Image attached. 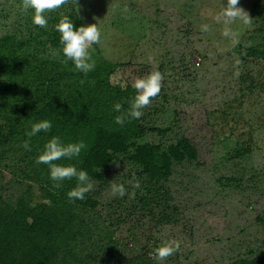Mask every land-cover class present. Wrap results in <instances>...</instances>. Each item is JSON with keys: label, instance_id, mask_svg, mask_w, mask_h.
Segmentation results:
<instances>
[{"label": "rangeland", "instance_id": "1", "mask_svg": "<svg viewBox=\"0 0 264 264\" xmlns=\"http://www.w3.org/2000/svg\"><path fill=\"white\" fill-rule=\"evenodd\" d=\"M72 1L86 24L100 29L103 56L121 64L110 76L112 83H126L134 95L135 79L162 73L161 92L142 110V121L167 132H150L146 140L165 146L186 136L197 149L196 160L173 165L161 188L167 203L159 198L149 206L154 216L142 212L130 183L134 179L125 176L132 165L117 157L105 183L93 184L102 212L94 219V232L103 238L109 225L119 243L134 248L127 237L131 228L136 251L153 258L155 247L181 242L179 252L164 261L154 258L156 264L264 258V123L252 115L264 106V0H239L253 23L248 28L237 21L232 27L239 44L258 53L246 58H241L245 47L233 48L222 35L223 24L215 21L227 0ZM17 5V0H0V35L15 32ZM125 6L128 13L122 11ZM203 24L210 31L202 32ZM244 119L254 126L247 151ZM112 183L126 187L133 213L127 212L130 200L119 203L124 196H113Z\"/></svg>", "mask_w": 264, "mask_h": 264}, {"label": "trees", "instance_id": "2", "mask_svg": "<svg viewBox=\"0 0 264 264\" xmlns=\"http://www.w3.org/2000/svg\"><path fill=\"white\" fill-rule=\"evenodd\" d=\"M17 2L15 32L0 35V264H156L143 249L136 251L138 239L131 228L127 237L134 248L119 243L109 225L103 238L95 233L94 219L102 217L98 191L92 189L83 201H70L67 193L76 179L65 180L56 189L49 166L36 159L53 136L64 143L83 140L87 148L78 157L56 163L84 170L93 184H103L115 159L123 157L132 165L125 176L140 182L133 194L142 212L154 216L149 206L159 198L167 203L162 183L171 176L173 165L196 160V147L186 136L165 146L147 141L150 132L163 134L167 129L146 126L143 116L126 118L123 126L115 123L136 94L110 81L121 64L104 57L99 44L89 50L95 67L87 75L76 71L71 61L62 63V54L52 55L62 47L55 26L63 17L71 19L74 30L87 26L72 0L45 14L47 28L34 25L31 11L23 13L21 0ZM239 46L246 52L241 58L258 54L254 47ZM117 103L122 105L119 112L114 110ZM252 115L263 124L264 106ZM41 120L51 121L52 128L32 136L27 151L20 145ZM247 124L241 132L244 151L253 140L254 126ZM12 187L15 193L10 192ZM127 200L125 195L119 203ZM128 203L130 214L134 202ZM95 235L98 239L93 241ZM108 252L115 261H110ZM227 264H264V258H239Z\"/></svg>", "mask_w": 264, "mask_h": 264}, {"label": "clouds", "instance_id": "3", "mask_svg": "<svg viewBox=\"0 0 264 264\" xmlns=\"http://www.w3.org/2000/svg\"><path fill=\"white\" fill-rule=\"evenodd\" d=\"M68 3V0H21V11L27 14L32 13V22L40 28H47L48 20L46 13L53 12ZM122 11L128 13L130 9L125 6ZM216 23L223 24L222 35L229 39L231 46L234 48L239 44V32L234 30L232 25L240 21L244 26L251 28L253 20L247 12L239 7V0H227L223 10L215 17ZM56 31L60 33V44L62 47L57 51L53 50V56L63 55L62 63L67 64L72 62L76 71L87 75L95 67V61L92 59L90 49L93 44L101 42V31L97 24H89L80 26L74 30L71 19L67 16L63 17L55 26ZM202 32L210 31L208 24L200 26ZM237 63H240L237 60ZM239 75V72L236 73ZM164 77L158 70H154L143 78H137L132 83V87L136 91V95L130 103V108L126 114L115 117V123L123 126L126 118L138 119L143 115L142 110L150 106L152 100L157 97L162 88ZM83 82V81H82ZM122 88H126V83H120ZM122 105L117 103L114 105V110L119 112ZM52 128V123L49 120H41L31 126V130L26 133L29 137L20 145L25 150L30 151V138L37 133L48 132ZM87 145L83 140L75 143H64L60 137L53 136L44 146V150L38 155L36 163L49 166L50 179L54 182L53 187L59 189L62 187V182L65 180L76 179V186L67 193L70 201H83L86 194L93 189V183L84 170H77L75 166L60 165L56 161L61 159H73L78 157L82 150H86ZM99 171V168L97 169ZM133 188H140L138 180L130 181ZM111 192L113 196L123 197L127 194V189L123 184L112 183ZM181 242L172 240L166 242L155 249L154 258L159 261H164L168 257L179 252Z\"/></svg>", "mask_w": 264, "mask_h": 264}]
</instances>
